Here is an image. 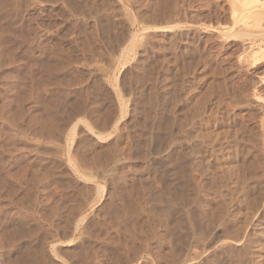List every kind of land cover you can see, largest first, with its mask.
<instances>
[{"label": "rangeland", "instance_id": "rangeland-1", "mask_svg": "<svg viewBox=\"0 0 264 264\" xmlns=\"http://www.w3.org/2000/svg\"><path fill=\"white\" fill-rule=\"evenodd\" d=\"M171 4L162 32L158 0H0V264H264V57L247 56L262 44L230 38L244 27L228 0ZM172 77L202 83L234 119L243 231L201 195L168 197L164 142L184 124L167 111ZM146 189L168 193L167 219Z\"/></svg>", "mask_w": 264, "mask_h": 264}, {"label": "bare ground", "instance_id": "bare-ground-1", "mask_svg": "<svg viewBox=\"0 0 264 264\" xmlns=\"http://www.w3.org/2000/svg\"><path fill=\"white\" fill-rule=\"evenodd\" d=\"M171 1L172 0H158V10L162 20L161 24L163 23L162 26H160V30H162V32L169 30L171 31L174 29L175 24H172V22L177 19L176 17L179 13L175 8L172 7ZM228 3V6H230V15L233 19L232 23L234 25L241 23L244 27V30L233 32L231 35L232 37L230 38L246 40L252 44L256 41L257 43H261L262 45H258V49L256 51L251 54L248 52L250 55L248 54L247 56L252 58L254 61L264 57V25L260 24V21L264 18V0H228ZM0 8L2 7L0 6ZM2 10L3 9H1V11ZM5 17L8 18V16ZM3 20L6 19L4 18ZM251 21H255L257 23L255 30L249 29V26H247V24L249 22L251 23ZM227 32L229 34L231 31ZM226 34H224V36ZM163 76L164 73L162 74V77ZM172 80L174 82H172ZM172 80L170 83H173V86L171 85L173 88H171V91H167L170 92L171 100L169 102L171 104V108H169L167 111L168 113L173 111V113L178 114L179 117H184L183 125H179L180 122H178L179 124L176 122V132H174V134H179L182 132L185 135L184 142L180 141L181 136L177 134H173V136L170 135L172 138L169 139L170 142H168V140L167 142L166 140L164 142L165 145L166 143H170L172 145L174 159L169 153L168 154L171 156V159L174 160L172 162L174 163V165H172L173 173L171 174H173V177L177 181L176 185L173 184L172 187L168 186L170 183H166L167 185L164 183L165 186H168V188L170 187V193L168 197L172 200V203L177 206L178 204L182 203H187L189 205V201H192L195 194L201 195L203 198L202 201L205 203L203 204L206 207L208 206L210 208L214 206L215 208L216 206V210H214L217 213H214L219 215L217 217H221L220 214L223 213L232 220H238V223L241 225L240 231L241 229L243 231L246 226L252 224V212H244L242 209L249 192V187L247 186L248 175L246 176V173L242 171L239 166L237 146L239 140L237 138L239 136H237L236 130L234 128L236 125L233 127L234 119L230 115L231 113L228 114L227 111L225 112L224 110L220 109L218 98L212 102L210 96L206 94L205 91L200 90L201 88L199 87L202 85V83L201 85H198V83L195 85L196 82H193V80L190 78H186L178 84H175V77H172ZM176 86L179 88H175ZM226 90L227 89L225 88L223 91ZM164 92H166V90H164ZM210 102L212 103L210 104ZM170 109L172 111H169ZM219 109L224 111V113ZM163 114L166 115L167 112ZM164 119H166V117ZM165 145L164 147H166L168 144L166 146ZM192 170H197L200 177L199 181L195 183L194 187H191L192 184L189 176ZM162 182L165 181L163 180ZM147 190L148 189L144 191L143 195ZM153 190L156 191V189ZM155 191H150V193H147V196L145 194L143 197H147L145 200L148 199L149 205H151V203L153 204V209L157 215L161 216L162 218H166L167 212L169 211L166 210L168 207H163V202L165 203L164 195L167 196L168 193L164 194L166 192L163 191H161V193H157ZM148 201L146 203H148ZM167 202L169 203L170 200L166 201L165 205ZM175 208L176 207L173 205L174 213H172V211L170 214L174 215L175 220H179L182 215L178 214L177 209ZM180 208H182L181 205ZM198 208L199 207L193 210V214L191 213L193 217H209L207 216L208 212L206 210L201 211L202 208ZM170 214H168V216H170ZM177 215H180V217ZM169 218L170 217H168V219ZM172 220L170 219L171 224ZM175 220H173V222ZM175 222L180 223L179 221ZM9 235H11V233ZM11 236H9L8 241L10 238H13V236ZM11 240L14 242V238L10 239V243H12ZM22 249H24V247ZM21 250L20 253L23 251ZM26 256L24 255L25 259H29V257H31L28 254H26ZM24 258H22V260L25 263L28 260L25 261ZM26 263L28 264L29 262Z\"/></svg>", "mask_w": 264, "mask_h": 264}]
</instances>
